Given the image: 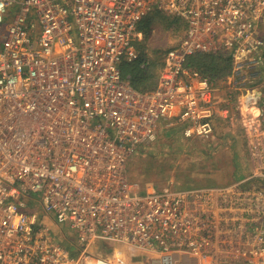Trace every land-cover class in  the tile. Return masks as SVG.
Listing matches in <instances>:
<instances>
[{"label":"built area","instance_id":"1","mask_svg":"<svg viewBox=\"0 0 264 264\" xmlns=\"http://www.w3.org/2000/svg\"><path fill=\"white\" fill-rule=\"evenodd\" d=\"M155 13L184 33L140 91L121 66L140 61ZM195 54L230 59L224 100L187 65ZM262 82L264 0H0V264H264V103L249 113ZM217 118L245 132L243 180L131 179L128 160L164 129L208 140Z\"/></svg>","mask_w":264,"mask_h":264},{"label":"rangeland","instance_id":"2","mask_svg":"<svg viewBox=\"0 0 264 264\" xmlns=\"http://www.w3.org/2000/svg\"><path fill=\"white\" fill-rule=\"evenodd\" d=\"M154 15H158L156 17L158 21H154L151 25L152 32L149 35V40L153 42L154 47L162 51L176 45L183 36L184 23L179 22L181 24L178 23L169 29L167 28L168 16L157 13ZM224 60L228 62L226 58ZM231 74L230 68L218 79L206 76L218 82L217 94L221 100L225 99L227 88V84L221 82ZM230 129H235L234 142H231L226 135ZM237 129H241L238 121L231 124L221 118L217 119L214 138L208 140L186 139L179 129H164L155 143L128 160L131 179L141 185L142 190L148 188L153 191L169 188L185 190L198 186L227 185L241 181L247 176L246 166L244 160L236 165L233 155L235 153L241 155L240 157L243 156L242 159H245V162L248 156L246 157L245 154L247 151L244 139L241 141L240 132ZM35 210L39 208L35 206ZM49 226L54 235L60 237L64 231L69 240L74 239L67 226L61 228L54 222ZM65 241L63 239V242ZM102 244L107 250L115 247L114 243L104 241L96 245V250H99ZM117 247L122 248L120 245Z\"/></svg>","mask_w":264,"mask_h":264},{"label":"trees","instance_id":"3","mask_svg":"<svg viewBox=\"0 0 264 264\" xmlns=\"http://www.w3.org/2000/svg\"><path fill=\"white\" fill-rule=\"evenodd\" d=\"M156 17H158V15H153L145 19L141 25L140 30L144 31L145 36L143 42L136 43V46H138L141 51L140 61H123L121 66L123 77L130 78L129 81L133 88L140 91L151 90L156 86L158 79L157 73L163 65V54L167 51V49L161 51L160 48H152L148 43L146 44V41L149 39V35L152 32L151 25L154 21H158ZM179 22L182 21L168 17L167 28L172 29V27ZM151 48L155 49L153 50L155 52L154 55L148 53L151 51ZM224 59L225 57H223V54H195L189 57L187 65L190 68L199 70L205 76H210L212 79H218L230 69V59L226 58L228 62ZM145 61H148L149 63L146 65V68L143 69L140 65Z\"/></svg>","mask_w":264,"mask_h":264},{"label":"crops","instance_id":"4","mask_svg":"<svg viewBox=\"0 0 264 264\" xmlns=\"http://www.w3.org/2000/svg\"><path fill=\"white\" fill-rule=\"evenodd\" d=\"M184 33V32H183ZM148 43V45L149 46H151L152 48L154 47V45H153V42H151V40H149V39H147V41H146V44ZM151 45H150V44ZM153 45V46H152ZM151 48V51L150 52H148L149 54H151V55H154V51L153 50H155V49H152ZM155 48V47H154ZM215 55V54H214ZM141 66V65H140ZM162 67H163V65L161 66V68L159 69V71H158V73H157V75H158V78H159V75H160V71H161V69H162ZM142 68V67H141ZM230 68H231V64H230ZM231 70H232V68H231ZM126 80H130V78H125ZM157 81H158V79H157ZM130 82V81H129ZM131 84V83H130ZM255 88H257L258 90H256V91H260L259 93L262 95L261 96V100H260V103H259V105H255V106H253V107H251L250 109H249V113L250 114H254V115H257L259 112H260V107H261V105L264 103V90H263V88H264V82H262V83H258L257 85H255ZM227 89H228V86H227V88H226V92H227ZM218 119V118H217ZM217 119H216V121H215V124H216V122H217ZM222 120H225V119H223V118H221ZM225 121H227L228 123H231L230 122V120H225ZM237 131H239L240 132V134H239V137H240V139H241V141H243V139H244V143H245V146H246V138H245V132H244V130H243V128L241 127V129H237ZM216 132V131H215ZM235 129H230V131H228L227 132V134L226 135H228V138L229 139H231V142H234L235 141ZM215 135V134H214ZM214 135H213V137L212 138H214ZM211 138V139H212ZM196 140V139H195ZM203 140V139H202ZM246 148V147H245ZM246 151H247V148H246ZM246 154V157L248 156V162H247V160H246V162H245V159H242V157H240L241 155H238V154H235L234 153V155H233V159H234V163L237 165L238 163H240L242 160H244V165L246 166V172H247V175L248 174H250L251 173V163H250V158H249V155H248V152L247 153H245ZM246 163H249L248 165L246 164ZM206 186H210V185H206ZM202 187H204V186H202ZM193 188H196V187H193ZM197 188H199V186L197 187Z\"/></svg>","mask_w":264,"mask_h":264},{"label":"bare ground","instance_id":"5","mask_svg":"<svg viewBox=\"0 0 264 264\" xmlns=\"http://www.w3.org/2000/svg\"><path fill=\"white\" fill-rule=\"evenodd\" d=\"M194 139V138H193Z\"/></svg>","mask_w":264,"mask_h":264}]
</instances>
